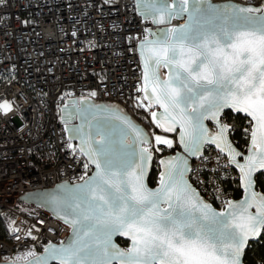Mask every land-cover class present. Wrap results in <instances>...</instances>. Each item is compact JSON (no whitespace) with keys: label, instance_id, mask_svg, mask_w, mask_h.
<instances>
[{"label":"snow or ice","instance_id":"6c2138e0","mask_svg":"<svg viewBox=\"0 0 264 264\" xmlns=\"http://www.w3.org/2000/svg\"><path fill=\"white\" fill-rule=\"evenodd\" d=\"M156 2L151 0L154 22L162 24L173 14L187 12L189 23L141 42L140 91L148 107L155 104L163 109L159 118L152 112L157 127L172 132L179 125L180 142L191 154L198 153L206 137L204 119L210 116L219 122L225 108L251 117L245 163L235 161L240 153L224 136L227 125L212 137L237 163L245 199L228 201L223 212H216L185 180L187 162L181 157L161 161L165 170L159 186L148 188L145 175L152 152L148 147L137 152L135 147L147 144L148 138L127 118L112 113L134 133L131 144L125 143L123 134L119 141L113 140L103 126L97 127L99 139L94 145L91 137L82 138L86 147L81 152L97 171L78 186L74 203L53 197L65 221L73 225L75 238L66 246L49 245L43 256L26 253L27 264H49V260L111 264L116 259L120 264H241L249 238L264 231V195L252 191L253 173L264 169V4L225 5L221 10L211 4L203 7L207 0H179L177 7L163 2L157 7ZM161 68L167 69L164 78ZM9 107L7 102L0 104L5 112ZM73 131L79 135L82 126ZM155 142L169 148L173 143L159 135ZM117 232L131 238L127 251L111 243Z\"/></svg>","mask_w":264,"mask_h":264},{"label":"built area","instance_id":"2783aa9c","mask_svg":"<svg viewBox=\"0 0 264 264\" xmlns=\"http://www.w3.org/2000/svg\"><path fill=\"white\" fill-rule=\"evenodd\" d=\"M150 9L151 0H0V104L10 105L0 109V208L9 233L0 239V262L27 264L26 253L41 256L69 234L68 225L22 196L90 175L66 131L81 98L117 104L140 123L150 138L144 147L153 153L152 169L179 149L176 134L157 127L152 112L158 107H148L140 91L138 44L152 28H173L184 18L156 23L145 15ZM157 135L172 140V147L157 145ZM188 181L216 209L236 199L237 173L211 145L191 159Z\"/></svg>","mask_w":264,"mask_h":264},{"label":"water","instance_id":"95a60500","mask_svg":"<svg viewBox=\"0 0 264 264\" xmlns=\"http://www.w3.org/2000/svg\"><path fill=\"white\" fill-rule=\"evenodd\" d=\"M161 2L167 3L171 7L179 6V0H172L171 4H170L169 0H157L156 6L159 7ZM208 4L215 5L218 8H220L221 10H223V7L225 5H236V6H241V7H249V6L260 7L261 6V5H255V6L246 5V4L233 2L230 0H226V1L207 0V4H204L202 6L207 8ZM263 4H264V2H263ZM189 7H191V4H189ZM145 15H152L153 16V14H151V9ZM174 16L180 17V18L183 17L184 22L181 24L174 25L173 28H179L180 26L185 25L186 23H189V14L187 12H183V13H180L178 15L173 14L172 17H174ZM172 17L170 19H166V20L168 22H170ZM166 29H168L167 26L152 28L150 30V37L147 39H154L155 36L153 34H159ZM144 40H142V41H144ZM142 41H140L138 44L139 52H140V45H141ZM141 62H142V72L144 74V64H143L142 59H141ZM160 75H161V78H164L167 75V69L161 68L160 69ZM68 101L75 102V100L72 98L68 99ZM153 105L158 107V109L155 112H157L158 118H159L160 114L163 113V109H161L159 107V105H155V104H153ZM101 109H107L110 111L101 112L100 111ZM73 111L76 113V119H75V121L69 122L66 125V131H67V135H68L69 140H71L74 143L76 149L82 154V156L87 160L88 164L92 168L90 175L86 179H88L89 177H92L94 175V173H96L97 169H96V165L94 163L89 162V157L81 152V147L82 146L86 147L85 145H82V138L87 139V138L91 137L93 139V145H94V141L96 139H99V137L96 134L97 133V127L103 126L105 132L110 134L111 138L115 141H119L122 137V134H123V138H124L125 143L131 144V142L133 140L134 133H132L131 130L127 128V126L122 122V120L115 119L114 116L112 115V113H116V114L120 115L121 117L127 118V120H129L132 124H134L136 127H138L139 129L142 130V132L148 138V143L150 141L149 135H148L147 131L145 130V128L140 123H138L129 113H127L125 111V109H123L121 106H119L117 104L109 103L106 101L96 102L92 98L86 97V98H81L79 100V104L74 106ZM224 111H229L232 114H240V115L244 116L249 122L247 144L243 150H240L233 145V143L229 137V130H230L229 125L226 123L222 124L220 122H217V120H214L209 116V118H206L203 120V126L206 129V137L203 139L198 153L197 154H191L185 150L184 145L180 142L181 132H180L179 125H177L176 129L172 132L176 134L179 149L175 153L167 154V156H165L159 160L158 179H157V183L154 187L150 186L148 183V178H149V175L152 171V165H153V153H152V160L147 165V170H146V175H145V184L147 185V187L150 189H155L159 186L160 175L165 170L164 165L161 163V161H167L171 158L181 157L184 160H186V162H187V164H186L187 171L185 173L184 178L187 181V183L195 190V192L198 193L197 190L188 181L191 159H195L197 157H200L201 154L203 153L205 145H211V146H213V147H215L221 151V149L219 147H217V144L212 141V137L218 136V134L220 132V127L223 125H227V130L224 133V136L227 138L228 143L231 145V147L233 149H235L236 152L240 153V155H237L235 157V161L240 163V164L245 163L244 157L249 154L248 149H249L250 144H251V128H252V124L254 122H252L251 117L247 116L245 113L235 112L231 108L223 109V111L221 112V114L218 118L219 120L221 119V116L224 113ZM81 126H82V132L78 135L73 131V129L79 128ZM135 147H136V150L138 152L140 148L144 147V144H137V145H135ZM221 152L227 158L228 163L233 168V170L237 173V183H238L239 190L241 192V195L239 198L231 200V201L232 202L242 201L245 199L246 193L244 190V186L241 182V171L237 167V163L232 162V159L229 156L227 149H225L224 151H221ZM261 172H264V169H258L255 173H253L252 191H254L255 193H257L259 195H263V194L260 193L255 188V176ZM83 182H84V180L82 182H79V183L61 182V183H58L53 188L43 189V190H34V191L28 192L22 196V199L25 202L36 204V205L43 207L46 211L51 213L52 216L56 217L57 219H59L60 221H62L63 223H65L66 225H68L70 227V231H69L68 236L60 243L51 244L53 246H56V247H60L62 245L66 246L68 243H70L75 238L73 225H71L70 223L65 221V219L63 218L65 213L63 211H61L60 207H58V205L53 201V197H56V198L63 200V201H67L69 203H74L76 198L79 196L78 186L83 184ZM199 199L204 201L200 197V195H199ZM204 202L207 203L206 201H204ZM207 204H209V203H207ZM226 206H227V203L223 206V208L216 209L211 205V207L216 212H223L226 209ZM162 207H165V205H162ZM250 211L254 212L255 208L250 209ZM259 236L254 237V238H249L247 244L245 245L243 253H244L247 245L251 242L257 241ZM119 240L126 241L128 243V245L126 247H122L118 242ZM111 243L115 244L116 248H118L121 251H127L132 246L131 238L129 236L120 235L118 232L112 235ZM243 253L240 257L241 264H244L243 263ZM43 255H46L45 251L43 252V254L41 256H43ZM0 264H13V263L4 261V262H0ZM49 264H59V261L49 260ZM111 264H120V261L118 259L112 260Z\"/></svg>","mask_w":264,"mask_h":264},{"label":"trees","instance_id":"16d2710c","mask_svg":"<svg viewBox=\"0 0 264 264\" xmlns=\"http://www.w3.org/2000/svg\"><path fill=\"white\" fill-rule=\"evenodd\" d=\"M221 119L229 125V137L233 145L243 150L246 147L248 139V120L240 114H232L229 111H224L221 116ZM158 169H152L148 183L150 186L154 187L158 179ZM235 198H239L241 192L238 187V183L235 182L232 186ZM255 188L260 193L264 195V172H261L255 176ZM9 233L8 230L1 218V208H0V239H8ZM122 247H126L128 243L123 240L118 241ZM243 263L244 264H264V231L260 234L259 238L255 242H251L247 245L243 253Z\"/></svg>","mask_w":264,"mask_h":264}]
</instances>
